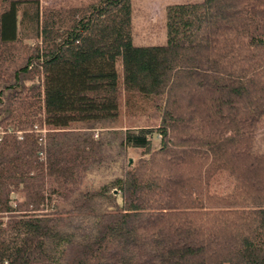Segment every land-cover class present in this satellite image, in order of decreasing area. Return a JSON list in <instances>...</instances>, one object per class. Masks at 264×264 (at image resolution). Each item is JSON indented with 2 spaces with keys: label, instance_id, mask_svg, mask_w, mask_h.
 <instances>
[{
  "label": "trees",
  "instance_id": "1",
  "mask_svg": "<svg viewBox=\"0 0 264 264\" xmlns=\"http://www.w3.org/2000/svg\"><path fill=\"white\" fill-rule=\"evenodd\" d=\"M42 1L0 0V264H264V0L140 47L132 0ZM113 143L145 154L85 189Z\"/></svg>",
  "mask_w": 264,
  "mask_h": 264
},
{
  "label": "rangeland",
  "instance_id": "2",
  "mask_svg": "<svg viewBox=\"0 0 264 264\" xmlns=\"http://www.w3.org/2000/svg\"><path fill=\"white\" fill-rule=\"evenodd\" d=\"M202 0H132V22H133V35L135 46H157L164 45L167 41V14L166 9L170 5L175 4H188L197 3ZM50 3V2H49ZM42 4H48L46 0L42 1ZM144 123L141 119H128L124 115L120 121L118 127L123 132L131 130L133 133H137L138 128ZM79 130H83L82 127H78ZM99 132H96V136ZM109 140L110 135H105ZM160 147V137L155 134L152 138V145L150 151H155ZM120 149L117 144L106 145L105 147V161L100 167L94 169L88 174L84 188L88 190H95L99 187L109 184L117 178L122 177L128 165L135 163L145 154V149L124 147ZM25 201L24 195H16L11 202L12 206L19 205ZM37 214H43L39 212ZM11 215H0V221L7 223L11 218ZM81 221L74 223L73 228L76 229L81 225ZM86 224L89 223V219H86ZM68 232L72 229L67 228Z\"/></svg>",
  "mask_w": 264,
  "mask_h": 264
},
{
  "label": "built area",
  "instance_id": "3",
  "mask_svg": "<svg viewBox=\"0 0 264 264\" xmlns=\"http://www.w3.org/2000/svg\"><path fill=\"white\" fill-rule=\"evenodd\" d=\"M35 129L37 130L38 127L36 126ZM42 133H43V135H45L46 134V130H43ZM19 136H20L19 139L22 140L23 139V137H22L23 134L22 133H19Z\"/></svg>",
  "mask_w": 264,
  "mask_h": 264
}]
</instances>
